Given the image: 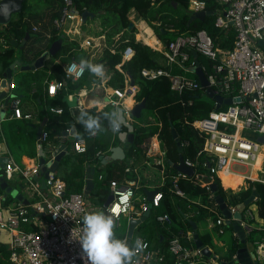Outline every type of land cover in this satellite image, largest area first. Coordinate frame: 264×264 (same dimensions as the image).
<instances>
[{"label":"built area","instance_id":"built-area-1","mask_svg":"<svg viewBox=\"0 0 264 264\" xmlns=\"http://www.w3.org/2000/svg\"><path fill=\"white\" fill-rule=\"evenodd\" d=\"M208 1L189 0L187 11L192 14L208 11ZM210 1L217 6L213 14L216 16L215 26L219 28V32L212 36L206 29H200L179 33L167 43L161 41L159 46L151 48L162 54V65L157 68L145 67L142 75L148 79L165 76L170 79L171 87L180 94L186 91H203L207 94V88L202 86L199 76L192 70L199 63L209 86L223 97L233 98V102L225 104V108H222L224 104L218 107V101L215 100L216 108L208 116L192 122L193 127L204 138L203 149L199 154L207 157L205 165L208 171L215 176L222 169L228 171L231 162L250 166L260 162L261 178L254 179L251 175L247 178L264 183V141L259 140L264 137V45L260 44L264 40V0ZM73 6V0H64L61 15L54 19L55 29L59 33L66 32L68 20L80 17V14L72 12ZM168 26L171 29L173 27L172 24ZM230 42V47L223 45H229ZM87 44L92 45L91 39L87 40ZM195 52L198 53L197 56ZM134 54L135 49L127 47L123 52V62L131 59ZM74 64L78 65L79 61L74 59L64 65L65 77L77 81L87 70L76 76ZM62 87V80L47 81V92L51 96ZM15 88L16 83L12 80L8 87L11 115L31 118L30 113L23 111L22 100L14 93ZM126 94L125 90L115 89L108 102L120 107L121 98ZM52 110L62 112L60 108ZM126 113L130 116L129 111ZM1 121L0 118V123ZM70 129L65 131L69 132ZM239 131L240 135L237 137ZM96 135L89 134V138ZM48 136L49 132L43 131L40 141H48ZM59 138L60 142H64L65 135ZM186 143L183 142L182 146ZM87 145L88 139L80 137L74 140L72 148L76 152H84ZM55 148L56 145L49 158L47 157L48 160L54 157ZM185 163L192 167L196 165L186 158ZM39 170L38 163L25 168L10 157L3 168V176L9 183L15 181L16 177H21L31 201L30 205L18 202L7 216L0 210V233L5 230L11 235V261L13 264H89L80 242L72 238V232L76 235L82 231L83 218L90 212L86 192L69 191L66 181L52 171L46 179L47 192L41 182L34 178V173L37 174ZM184 177L187 175L182 172L172 176L174 182L170 188L181 197H185V192L178 181ZM110 185L114 198L105 207V214L114 217L116 229L122 226L123 215L132 214L138 187L135 183L118 181H111ZM164 185L162 183L160 187ZM162 198L163 191L159 188L152 201L153 207L159 206ZM148 203V198L144 196L136 217L147 210ZM229 207L233 213L240 209L241 225L245 229H251L255 217L253 210L245 205ZM209 208L216 211L214 207ZM157 220L167 225L171 217L164 213L158 215ZM216 225L221 234L226 231L223 216H217ZM137 239L141 241L142 247L137 249L134 264H158L165 260L166 253L141 234L131 239L133 244H130L131 240L127 235L122 240L134 246ZM192 241L193 235L188 230L180 229L172 234L167 251L174 257V264H220L216 257L206 259L201 250L193 246ZM257 243L263 253L261 264H264V241Z\"/></svg>","mask_w":264,"mask_h":264},{"label":"trees","instance_id":"trees-1","mask_svg":"<svg viewBox=\"0 0 264 264\" xmlns=\"http://www.w3.org/2000/svg\"><path fill=\"white\" fill-rule=\"evenodd\" d=\"M41 0H38V2ZM63 0H59L61 3ZM75 10L78 13H82L86 9L100 13L99 16L105 18L106 24L105 32L107 41L113 44L104 50L101 57L103 65L108 66L112 71V75L108 83L117 89L124 90L126 88V79L129 77L130 81L134 85L139 86V91L136 94L138 101H141L144 97H148L147 108L144 110L142 116L138 118L141 122L144 120L145 124L135 129V138L129 145L128 156L137 158L147 157V147L145 144L148 140L158 134V137L163 148V161L162 164L157 163L158 168H163L166 174L165 185L160 187L163 191V198L159 206H155L152 209V213L138 227V233L144 235L150 242L154 243L155 247H159L166 253L165 260L158 264H174V257L167 251L168 242L173 233H176L180 229L188 230L194 233L193 221L200 222L207 217L217 218L216 213L211 211L209 207L211 202L215 201L216 195H221L229 206H237L242 204L247 197L253 191V188L259 192V198L255 201L258 207V214L264 218V183L260 181H251L248 188L242 189L239 192H233V190H226L221 179L215 175L210 174L211 180L207 182L202 178V175H207L208 169L205 162H208L205 154H199L203 149L204 138L193 127L192 122L198 118H203L209 115V113L216 108L214 98L205 94L203 91H186L182 94L178 93L171 87V81L165 76L158 77L156 79H148L142 75L143 68H157L162 65L161 56L159 51L153 50L148 44L139 41L135 37V27L129 28L131 21L128 19L127 14L129 10L134 7L138 10L141 16L148 21V23L158 33L160 39L164 42L173 40L177 34L197 31L200 29H206L212 36H215L219 32V28L215 26V14H208L205 19H196L189 24V19L192 13L187 11L189 0H73ZM208 11H215L216 4L212 1H208ZM176 3V4H175ZM38 12L31 10L27 1H25L23 9L18 19H13L8 25L0 28V76H3L6 69L18 58V48L11 43L12 39L18 41L25 39L27 32L32 33L30 21L28 16ZM60 15L59 11L52 14L53 20ZM168 24H172V29ZM1 27V25H0ZM167 30V33H162L161 29ZM124 32V36L115 41L114 37ZM60 41L62 46L56 54L59 62L52 67L54 74L51 78L57 76L59 80H62L63 87L53 96L46 94L41 95L38 106L40 107V118L48 117V122L44 127V131L49 132L48 141L40 143V147L46 148L49 143L58 145L60 140L58 137L64 135L67 128H71L74 125V117L71 112V101L69 100V92L71 90H79L83 88L86 83L94 74L86 72V74L79 80H72L65 77L64 65L71 60L80 61L81 58H85L87 51L80 46L77 40H71L66 33H53L45 48L48 49L55 41ZM226 47L231 46L223 44ZM131 46L135 49L134 56L123 62L124 50ZM75 48V50H73ZM45 49H40L36 52V56H39ZM121 70L117 67L122 63ZM192 74V73H190ZM193 75V74H192ZM128 76V77H127ZM68 87V91L65 89ZM190 100L192 103H189ZM117 106L108 105L104 109L92 108L87 110L90 114L95 116H101L104 112H111ZM224 104L222 108H225ZM52 108L62 109L61 113L52 111ZM106 132L111 130L108 125V121L103 119ZM173 126L175 127L181 142L186 143L183 145V150H179L177 140L173 135ZM4 131L6 134L7 142L21 150H26V154L30 157H35L36 151V128L27 124L30 128L31 134L27 138L25 143L22 142L20 125H13L11 122L4 124ZM121 129L125 130L124 125ZM100 132V135L103 133ZM86 137L88 139L87 149L84 152H76L73 148L65 156L60 166L63 174L57 172L56 175L62 177L66 183L69 191L82 192L86 187L85 165L87 163H97L100 161V149L102 147L101 137L96 140L89 138V133L84 127L79 124L77 126V135L74 140ZM117 138V142L119 141ZM116 142V143H117ZM73 144V143H72ZM181 157L190 159L196 163L195 175L187 176L179 179L178 184L184 190L185 197H181L173 192L170 188L173 186L172 176L178 174V170L175 165L180 163ZM172 161V164H171ZM99 173L103 174V180H98V174L95 176L96 189L94 194L100 197V201L105 203L110 194L111 181L124 180V181H136L137 175L129 172V164L127 159L112 160L105 164L103 170ZM3 176V171H0V178ZM225 185L228 186L226 180ZM217 184V190L214 192L210 187V183ZM10 184L19 187L25 185L21 179H15ZM141 193H144L143 186L139 188ZM201 197L203 198L205 205L195 203L193 200ZM5 205L7 206L12 201L17 200L14 196L8 195L5 197ZM191 203L193 208L197 209L199 215H188L187 204ZM168 213L171 217V221L165 225L157 220L158 215ZM153 225L154 229L147 232L146 228ZM225 228L227 225L225 223ZM169 227V229H167ZM29 228V227H28ZM170 230V231H169ZM260 231L258 229L253 230L252 235ZM136 234V235H137ZM261 234H264L262 232ZM135 236V235H134ZM123 238V235H119ZM200 238L206 245L211 244V237L209 234H201ZM133 244V240L130 241ZM11 250L0 243V264H13L10 259Z\"/></svg>","mask_w":264,"mask_h":264},{"label":"crops","instance_id":"crops-1","mask_svg":"<svg viewBox=\"0 0 264 264\" xmlns=\"http://www.w3.org/2000/svg\"><path fill=\"white\" fill-rule=\"evenodd\" d=\"M136 9L134 8V11ZM61 15V14H60ZM59 15V16H60ZM58 16V17H59ZM95 26H97V31H90L89 33H82V28L86 25V22H84L80 17H76L72 20H68L65 26V31L62 33H66L71 40H77L80 43V46L84 48L87 51V55L84 59H87L91 61L92 63H99L102 64L101 57L104 53V50L107 47L112 46L113 44H110L107 41L106 37V32H105V24L106 21L101 22V17H95ZM134 26L136 31H135V37L137 40L142 41L146 44H148L150 47H157L159 44L164 42L162 39H160L158 33L155 31V29L148 23L146 19L143 17L141 19H134L133 21ZM54 24V20H53ZM5 26V25H4ZM139 26V27H138ZM3 25H1L0 28H2ZM132 27V28H133ZM144 27V28H143ZM146 27V28H145ZM150 28L152 30V35L151 37L154 38L153 44L148 43L145 41V38H149L150 34L147 31V28ZM88 28V27H86ZM130 28V27H129ZM89 29V28H88ZM32 30H40L41 32L44 31L46 34V44L48 43V40L52 33H59L55 27L52 29L48 30H43V28H39L36 26V24L33 25ZM36 31H32L30 34L29 39L26 41L24 44L23 48L21 49L20 47L18 48V58L23 60V63H32L36 56V52L40 49H46L45 46L43 47H38V48H33L31 50L25 49L26 47H29V42L33 39L34 33ZM89 31V30H88ZM144 32L146 34L145 38H142L140 32ZM72 34V35H71ZM140 37H138V35ZM156 35V36H155ZM124 36V32L118 33L115 37V41H119L122 37ZM156 37V38H155ZM91 39L92 45L87 44V40ZM20 43L22 40L19 41ZM75 50V48L73 49ZM162 57V56H161ZM59 62L58 58L56 56L52 57L50 60L47 61V64L45 67L40 68V69H35V70H21L19 67L17 68L13 80L16 83V88L14 89V93H16L22 100V108L25 113H30L32 115L31 118H17L12 116V110L8 105L5 104V98H2L0 100V118L2 119L0 123L1 127V136L0 140L7 141V137L4 131V124L8 125V122H11L13 125H20V130H21V136L23 138L22 142L25 143L24 141L27 140V138L30 137L31 130L30 128L27 127V124H30L32 127L37 128L38 126L41 125L44 119L46 120V124L48 122V117L40 118V107L38 106V103L40 102L41 95L44 96L47 92V81H58L59 78L55 76L54 78H51V75L54 74L52 71V67ZM123 64L120 63L117 65V67L121 70V65ZM105 67V78L100 79L97 77H92L90 80L88 78V82L83 88H80L79 90H71V93L69 92V100L71 101V112L72 116L74 117V125L76 127L79 125L78 122L75 120V116L79 113L80 110H89L92 108H98L99 110L104 109L108 105H111L110 102H108L109 97L113 96L114 90L117 88H114L111 86L108 81L112 75V71L109 70L108 66L104 65ZM3 76H0L2 78ZM128 77V76H127ZM65 89L68 91V87H65ZM139 86L138 85H133L130 81V78L128 77L126 79V88L124 89L127 94L125 97L121 98V104L120 107L116 108H123L124 112L126 114V117L132 121L135 125V129L138 126L143 125L138 118L134 117L131 114V109L134 107V105L139 102L136 98V94L139 91ZM59 91V90H58ZM48 93V92H47ZM105 97H107V102H105ZM131 100V102H130ZM94 101V102H93ZM130 105H129V104ZM122 105V106H121ZM128 105V106H127ZM133 105V106H132ZM53 111V110H52ZM127 111H129L130 116H127ZM144 112V110H143ZM142 112V114H143ZM44 125V127L46 126ZM44 129V128H43ZM44 131V130H43ZM120 131H123V129H120ZM119 132H113L112 130H108L106 132H103L101 135L98 133L94 138L91 140H96L98 137H101L102 140V147L100 149V156H109L111 154L110 149L113 146L116 145H121L123 146L125 152H126V158L127 162L129 164V172L135 173L137 175V180L136 181H122V180H117L120 183H135L137 185V192L134 200V205H133V210L131 215H123L122 216V226L119 228L115 229V233L117 238L123 239L122 237L120 238L119 235H123L125 237L128 234V229H129V224L130 220L133 217H136L138 214V210L140 209L141 206V199L145 196L148 198V195L146 193L147 190H156L159 189L162 183H165L166 181V174L163 168H158L157 163H164L163 161V148L161 146L160 139L158 137V134L155 136L151 137L148 140V145L145 144L147 147V157L143 158H137V156L129 157L128 152H129V145L130 143L128 141H122L119 137ZM42 135V134H41ZM119 137V141L117 142V138ZM59 138V137H58ZM157 140L158 144L155 147L154 146V140ZM60 140V138H59ZM64 142L67 144V151L70 152V149L72 148V143H73V138L72 137H65ZM117 142V143H116ZM8 143V142H7ZM40 139H38V133H37V139H36V151L37 154L35 157H30L26 154V150H19L17 149L14 144L13 146L8 143L9 146V153L8 156L12 159H14L15 162L20 164L22 167H33L37 163L39 164V152H40ZM55 145L53 143H49L48 146L44 149V152L46 153V157L49 158V155L51 153V150L53 149ZM57 147V145H56ZM56 149V148H55ZM55 151V150H54ZM67 155V154H66ZM65 155V156H66ZM64 156V158H65ZM63 158V159H64ZM63 161V160H62ZM112 160H109L108 162H103L100 160L97 163H87L85 165V176H86V185H87V178H88V169L91 167L95 168V175H94V187L90 193L86 192V187L84 188L83 191L86 192L87 194V199H88V204H89V210L90 212L93 211H103L105 213V203L100 201V197L96 194H94V190L96 189V180L95 176L98 174V180L101 181L103 180L104 176L103 174L99 173L100 170H103L105 164L111 162ZM62 163V162H61ZM172 164V163H171ZM239 167H243L240 169L239 167H235L236 165ZM255 165L250 166V165H240L234 162L230 163V167L227 170H220L216 175L221 179V183L223 187L226 190H240L241 188H248V181L249 179L247 178L252 174V171L254 169ZM260 167V165H259ZM62 166H60L57 170V172H61L63 174L64 169L62 170ZM235 168V169H234ZM245 168V169H244ZM239 169V170H238ZM244 169V170H243ZM0 171H3V168L0 169ZM56 172V173H57ZM229 172L232 174H236L239 176H242V181L238 185L236 189L232 188L229 186V181L226 180L228 186L225 185L223 181V173ZM36 173H34V176ZM64 175V174H63ZM60 177V176H59ZM62 178V177H61ZM16 179H21L20 176L16 177ZM244 179V180H243ZM21 181H23L21 179ZM250 183V182H249ZM144 188V193H141L139 191V188L142 187ZM44 190L48 192V187H43ZM110 189L112 191V187L110 185ZM18 192H23V194L26 195L28 199H30V196L27 193L26 188H20L18 187ZM5 191L0 188V210L4 213L5 216L9 214L11 209L17 205L19 200H14L7 206L5 205ZM195 203H198L200 205H205V202L203 198L198 197L193 200ZM212 205L207 206V207H214L216 208L215 210H210L216 213L217 216H223L219 206L217 205L216 201L211 202ZM192 204L189 202L187 204V209L188 215L190 216H196L199 215V212L197 209L193 208L191 206ZM217 206V207H216ZM240 206H244V202L240 204ZM246 206V205H245ZM251 208V206H249ZM255 212H254V220L252 222V227L251 229H246V235H247V242L245 244L241 243V240L239 239L237 233L234 231V229L231 226H227L226 231L221 234L218 231V226L216 225V219L215 217H207L201 220L200 222L195 221L198 225V231L200 235L203 234H209L211 237V244L207 245L210 247L213 251V255L210 257H216L220 261L222 260H227L230 258L231 255L235 254L237 249L240 247H247L249 252H254L255 253V260H258L259 263L261 264V259H262V252L261 249L259 248V245L257 242L264 241V234H261L264 232V218L260 217L258 214V207L256 205ZM152 213V211H151ZM140 217V216H139ZM257 222V223H254ZM142 224V223H141ZM140 224V225H141ZM139 225L135 229V234L136 235L138 231ZM154 227L153 225H150L146 228L147 232L150 230H153ZM255 229H258L260 231L259 237L258 238H252L251 237V232ZM3 235V241L0 240V243L5 245L9 249L10 241H11V235L8 231H4L0 233V236ZM138 235V234H137ZM142 235V234H141ZM144 236V235H143ZM194 236V233H193ZM155 244V240L153 241ZM193 246H196L193 238ZM197 247V246H196ZM203 254V253H202ZM204 255V254H203ZM206 259L210 258L204 255ZM13 263V262H12Z\"/></svg>","mask_w":264,"mask_h":264},{"label":"water","instance_id":"water-1","mask_svg":"<svg viewBox=\"0 0 264 264\" xmlns=\"http://www.w3.org/2000/svg\"><path fill=\"white\" fill-rule=\"evenodd\" d=\"M27 0H0V25H8L13 19L14 16L18 13H20L23 9L24 3ZM176 4V3H175ZM72 12L76 14H80L81 19L84 22H87L89 19L98 17L100 13L92 12L88 9L83 11L82 13H78L75 10V5L72 7ZM208 14H213V11L209 10H202L195 12L191 15L189 19V24L193 22V20L196 19H205ZM134 26V23H130V28ZM162 33H167V30L162 28ZM30 37V32H27L25 39L22 40L20 43L17 39H12L11 43L15 45L16 47L23 48L24 44ZM261 45H264V40L260 41ZM62 44L60 41H55L51 44V46L48 49H45L39 56L35 58V60L32 63H23V60L16 58L14 62L6 69V71L3 74V77L0 80V100L2 98H5V104L8 105L10 101V95L8 91L9 83L12 82L13 76L19 67L21 70H35L40 69L46 66L47 61L50 60L52 57L56 56L57 52L61 48ZM198 53L195 52V56H197ZM199 76V79L201 80L202 86L207 88V94L214 98V100L218 101V107H221L223 104H231L233 102V98H225L223 95L216 93L212 87L209 86L208 80L200 67L199 63H197L193 69ZM134 85V84H133ZM147 101L148 97H144L141 101L137 102L134 107L131 109V114L136 117L140 118L142 116L143 110L147 108ZM122 109V117L123 122L122 125L126 127L125 130L119 132V137L122 141H128L129 143H132L135 138V125L132 121H130ZM1 113V112H0ZM46 120L44 119L40 126L37 128L38 133V139H40L41 134L43 132L44 125L46 124ZM173 135L175 139L177 140L179 150H183L182 142L180 140V137L178 136V133L173 126ZM1 127H0V136H1ZM65 137H76L77 135V127L76 125H73L69 132L64 133ZM260 141H264V137L259 138ZM111 154L109 156H100V160L103 162H108L109 160H123L126 158V152L121 145H116L111 147L110 149ZM9 146L7 141L0 140V169L4 168L6 163L9 160ZM69 152L67 151V144L65 142H60L55 151H54V157L51 159H47L46 153L44 152V149L40 147L39 152V172L34 176V178L41 182L42 187H46V179L49 177V172H57L58 168L60 167V164L66 154ZM172 163V161H171ZM176 169L179 172H182L186 174L187 176H194L196 171L195 168L192 166H189L185 163V158L181 157L180 163L175 165ZM208 167H210V164H208ZM210 171H208L207 175H202V178L209 182L211 180L210 178ZM94 175H95V168L91 167L88 169V178H87V185H86V192L90 193L94 187ZM20 188H25V185H20ZM0 188L5 191V196L12 195L17 200L23 202L26 205H30L31 201L26 197L23 192H18V187L10 184L4 176H1L0 178ZM210 189L212 191L217 190V184L214 182L210 183ZM159 189L156 190H147L146 193L148 195V208L147 210L140 216L135 217L130 220L129 229H128V238L131 240L134 237L135 229L138 225L143 223L147 220V218L150 216L151 211L153 209V198L157 194ZM114 195L113 193L110 194L108 199L105 202V207L108 206V204L113 200ZM259 198V192L256 189V187L253 188L252 193L249 197H247L244 201V205L250 206L252 203H254ZM215 201L217 205L219 206V209L225 218V223L229 226H231L234 231L237 233L239 239L241 240V243L245 244L247 242V235H246V229L241 225L240 219L242 218V212L241 210H237L236 212H232L228 203L225 201V199L221 195L215 196ZM193 228H194V242L201 250V252L207 256L210 257L213 255V251L210 247H208L203 240L200 238V233L198 231V225L195 221H193ZM255 253L249 252L247 247H240L237 249L236 253L231 255L229 259L220 261V264H260L258 260H255Z\"/></svg>","mask_w":264,"mask_h":264},{"label":"clouds","instance_id":"clouds-1","mask_svg":"<svg viewBox=\"0 0 264 264\" xmlns=\"http://www.w3.org/2000/svg\"><path fill=\"white\" fill-rule=\"evenodd\" d=\"M85 70L97 78H105L103 64L92 63L81 58L78 65H73L76 76ZM104 99L107 102L108 98ZM102 117L108 121L113 132H119L123 122L122 109L115 108L111 112H104ZM102 117L92 115L82 109L75 116V120L90 135H96L105 130ZM115 227L116 220L113 216L107 215L103 211H93L84 216L82 231L76 235L72 232V238L80 242L89 264H134L137 249L142 247L141 241L137 239L134 246L130 245L126 240L117 238Z\"/></svg>","mask_w":264,"mask_h":264},{"label":"rangeland","instance_id":"rangeland-1","mask_svg":"<svg viewBox=\"0 0 264 264\" xmlns=\"http://www.w3.org/2000/svg\"><path fill=\"white\" fill-rule=\"evenodd\" d=\"M27 2L29 4V7L31 8V10L38 12L36 15L32 14V15L28 16V20L30 21L31 28L33 27L34 24H36V26L39 27V28L42 27L43 30H48V29H52V28L55 27V25L53 24V19H52L53 16H52V14H54L55 12H58V11L61 14V8H62V4H63L64 0L61 3L59 2V0H41L39 2H38V0H27ZM100 17H101L100 21L104 22L105 18L102 17V16H100ZM127 17H128V19L131 22H133L134 19L138 20V19L142 18L141 14L138 12L137 9L134 11V7H132L129 10V12L127 14ZM18 18H19V15L16 14L14 16V19H18ZM94 19L95 18L89 19L86 22L87 26H84L82 28V33L83 32L89 33L92 30L95 31V32L97 31V29H96L97 26H95V20ZM86 27H88L89 29L86 28ZM32 31H36V30H32ZM140 34H141L142 38L146 37V34L144 32L141 31ZM46 40H47L46 39V34L44 33V31L41 32L40 30H38V31H36L34 33L33 39L29 42V47L28 48L26 47L25 49H27V51H28V50H31L33 48L43 47V46L46 45V42H47ZM202 58L205 59L203 56H202ZM142 124L143 125L145 124L144 120L142 121ZM245 134L249 135L248 132H245ZM235 167H238V166H235ZM239 168L241 169L243 167H239ZM227 180L229 181V186L232 187L231 178H229ZM249 186H250V183L248 181V187ZM232 188H234V187H232ZM236 188H234V189H236ZM242 189H245V188L243 187L240 190H233V192H239ZM256 205L257 204L255 202L250 205L251 209L254 210V212H255L254 208H256ZM254 223H257V222H254ZM4 231L5 230H3L2 232H4ZM252 236L254 238H258L259 237V232L254 233ZM2 237H3V235L0 236V240L1 241L4 240Z\"/></svg>","mask_w":264,"mask_h":264},{"label":"bare ground","instance_id":"bare-ground-1","mask_svg":"<svg viewBox=\"0 0 264 264\" xmlns=\"http://www.w3.org/2000/svg\"><path fill=\"white\" fill-rule=\"evenodd\" d=\"M139 27V26H138ZM144 28V27H143ZM146 28V27H145ZM147 31L149 32L150 34V37L149 38H145V41H147L148 43L150 44H153L154 42V38L151 37L152 35V30L148 27L147 28ZM138 35V34H137ZM156 36V35H155ZM138 37H140V35H138ZM156 38V37H155ZM94 102V101H93ZM131 102V100H130ZM129 104V103H128ZM130 105V104H129ZM128 106V105H127ZM133 106V105H132ZM240 135V131L237 133V137ZM158 144L157 140L155 139L154 140V146L156 147ZM262 157V156H261ZM260 157V158H261ZM260 163V162H259ZM259 163L255 165L253 171H252V174L251 176L254 178V179H260L261 178V172H260V167H259ZM237 166V165H236ZM242 166V165H241ZM239 167V166H238ZM237 167V168H238ZM235 169V168H234ZM242 169V168H241ZM245 169V168H244ZM243 169V170H244ZM239 170V169H238ZM223 173V172H222ZM255 176V177H254ZM223 179H229L231 178V184H232V187L236 188L239 183H241L242 181V176H239V175H236V174H232V173H229V172H226V173H223ZM228 177V178H227ZM244 180V179H243Z\"/></svg>","mask_w":264,"mask_h":264}]
</instances>
